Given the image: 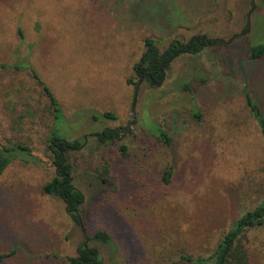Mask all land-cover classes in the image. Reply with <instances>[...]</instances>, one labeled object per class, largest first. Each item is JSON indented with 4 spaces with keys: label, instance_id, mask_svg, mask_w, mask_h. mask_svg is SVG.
Instances as JSON below:
<instances>
[{
    "label": "rangeland",
    "instance_id": "1",
    "mask_svg": "<svg viewBox=\"0 0 264 264\" xmlns=\"http://www.w3.org/2000/svg\"><path fill=\"white\" fill-rule=\"evenodd\" d=\"M198 36L224 44L183 53L162 84L135 93L148 38L163 51ZM261 44L264 0H0V64L29 65L60 104L59 136L84 143L67 157L85 230L43 191L56 172L46 94L30 72L0 69V148L22 145L35 157L0 177V264H70L99 231L111 243L88 245L104 264L208 257L264 203V137L244 94L264 111V60L249 53ZM118 127L129 131L122 141H99ZM245 244L248 264H264V225Z\"/></svg>",
    "mask_w": 264,
    "mask_h": 264
},
{
    "label": "trees",
    "instance_id": "2",
    "mask_svg": "<svg viewBox=\"0 0 264 264\" xmlns=\"http://www.w3.org/2000/svg\"><path fill=\"white\" fill-rule=\"evenodd\" d=\"M126 1V0H118ZM249 24L244 31L248 29ZM222 45L224 41L216 39H207L204 36L192 38L188 43H183L174 40L170 45L161 51L156 40L148 38L145 41V51L143 52L139 61L134 64V78L131 83L134 85L135 93H138L141 83L147 82L151 87H157L162 84L166 78V73L170 69L172 62L182 55L189 53L191 55L200 54L207 46ZM250 56L254 60H264V44L253 46L250 48ZM0 69H12L15 71L26 70L31 73L33 78L42 87L46 94L53 113V128L49 137V151L51 152L52 164L56 168L55 177L44 186V193L61 200L66 205V212L68 215L80 226L83 225V218L80 213L81 205L84 202V195L75 186L73 178V168L67 157L69 153L79 151L84 143L78 140L67 141L59 136V131L55 127V121L61 117V107L55 95L48 86L38 77V75L27 65L26 67L14 65L0 64ZM245 99L250 108L261 133L264 137V111L258 101L252 98L251 94L244 90ZM194 117L198 120L202 119V114L195 110ZM106 118L117 119L113 113H106ZM129 133L125 127H118L116 129H106L102 133L97 134L101 143L122 141L123 137ZM159 135L167 144L170 139L161 129L158 130ZM85 141V140H84ZM122 151L126 150L122 146ZM30 163L35 161L30 148L19 146H3L0 148V177L6 168L14 160L22 158ZM172 176V170L169 169L165 175L164 180L169 183ZM264 225V203L256 209L248 212L234 222L229 231L224 235L222 240L216 246L215 250L208 257H189L182 256L181 264H248L249 255L246 248L245 240L247 234L251 230ZM89 241H99L103 244L111 243V236L106 231H99L94 238H87ZM5 258L0 256V263ZM70 264H104L100 251L96 247H90L88 243H84L78 249L77 256L70 259Z\"/></svg>",
    "mask_w": 264,
    "mask_h": 264
},
{
    "label": "water",
    "instance_id": "3",
    "mask_svg": "<svg viewBox=\"0 0 264 264\" xmlns=\"http://www.w3.org/2000/svg\"><path fill=\"white\" fill-rule=\"evenodd\" d=\"M215 43V41L213 42V43H209L210 45H212V44H214ZM135 100H136V98H134V102H135ZM134 113V110H132V114ZM65 141V140H64ZM82 231H83V233H85V230H84V228H83V226H82ZM88 241L89 240H87V243H88Z\"/></svg>",
    "mask_w": 264,
    "mask_h": 264
},
{
    "label": "flooded vegetation",
    "instance_id": "4",
    "mask_svg": "<svg viewBox=\"0 0 264 264\" xmlns=\"http://www.w3.org/2000/svg\"><path fill=\"white\" fill-rule=\"evenodd\" d=\"M86 243H87V241H86Z\"/></svg>",
    "mask_w": 264,
    "mask_h": 264
}]
</instances>
